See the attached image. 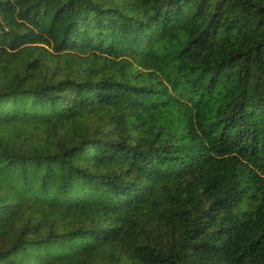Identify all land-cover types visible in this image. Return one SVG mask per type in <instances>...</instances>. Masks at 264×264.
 Segmentation results:
<instances>
[{
	"label": "trees",
	"instance_id": "trees-1",
	"mask_svg": "<svg viewBox=\"0 0 264 264\" xmlns=\"http://www.w3.org/2000/svg\"><path fill=\"white\" fill-rule=\"evenodd\" d=\"M0 264H264V0H0Z\"/></svg>",
	"mask_w": 264,
	"mask_h": 264
}]
</instances>
